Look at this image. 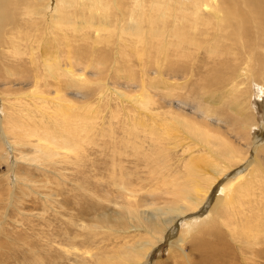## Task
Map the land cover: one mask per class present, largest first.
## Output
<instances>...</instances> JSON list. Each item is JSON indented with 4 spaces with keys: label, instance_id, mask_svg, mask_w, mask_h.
Masks as SVG:
<instances>
[{
    "label": "rangeland",
    "instance_id": "1",
    "mask_svg": "<svg viewBox=\"0 0 264 264\" xmlns=\"http://www.w3.org/2000/svg\"><path fill=\"white\" fill-rule=\"evenodd\" d=\"M11 1L13 2L7 11L12 23L3 25L4 35L2 33L0 43V264H123L120 257L127 249L138 246L137 243L144 238L150 240L146 229L155 221L162 224L161 208L167 207L174 200L164 193H167V189L172 190L171 183L179 178L184 185L192 186L194 183L190 188L193 197L201 191V208L192 209L180 219L168 223L164 232L158 233L146 248L148 250L144 252L147 257L141 259L139 264H224L225 261H229L226 264H264V236L258 234L260 241H257L260 245H253L254 248L239 242L244 241L243 237L251 240L256 229L264 232V10L233 11L229 8L228 12L221 13V17L214 18L211 13H205L204 19H198L194 16L191 18L188 13L185 15L178 0L170 5L171 10L164 7L161 9L160 13L168 14L166 18H161L157 10L151 12L148 8L152 0H142L144 11L151 18L143 16L141 9L134 7L135 0H118V4L122 2L125 8V18H109L111 34H100L87 28L80 34L68 31L72 56L75 58L73 68L77 74H83L88 79L85 85H76L70 74L59 82L55 81L44 65V54L50 57L58 52L54 37L60 36L58 29L49 31V22H44L41 18L36 19V22L26 23L28 18L25 17V10L37 7L39 2ZM47 1L52 2L50 6L53 8H47ZM44 2L45 7L41 5L38 8L43 15L54 13L52 10L56 7V1ZM218 2L216 0L214 5ZM84 3L85 0H79L82 8L75 9L74 15L70 16V19H75L72 21L76 22L77 16L91 19L90 11L84 9ZM111 11L110 13H115V10ZM243 15H248L247 23L242 21ZM84 20H79L78 24ZM136 24L139 26L136 36L121 34L122 25L137 28ZM144 26L147 32H155L154 34L164 31L170 35L168 40L172 42L158 35L154 37L158 36L156 39L160 43L152 36L151 39ZM149 27L151 30H147ZM173 27L175 32L171 31ZM71 28L74 29V26L71 25ZM64 30L66 29L61 34L65 33ZM52 32L54 33L51 35ZM176 32L180 38L175 35ZM141 35L145 37L142 38ZM105 38L111 40L112 46L105 41L103 43ZM60 39H63L62 35ZM182 39L186 41L181 45ZM149 40L156 43V48L159 44V50L155 51L154 44ZM13 43L20 52L27 51L26 56L15 55L14 49L7 53V50L12 49ZM60 49L64 52L67 48L63 46ZM69 64L70 60L63 58L62 69L69 67ZM56 88H60V92L72 103L67 105L55 99ZM147 96L150 100H146ZM141 100L144 105L149 103L148 108L155 113L153 117L144 109L138 108ZM87 104L97 107V118L92 120ZM58 110L67 114L63 115ZM134 121L137 127L133 126ZM203 130L216 135V138L208 139ZM114 132L116 134L111 135ZM52 134L57 135L59 148L49 145ZM219 137L227 145L224 143L216 148L213 146L216 149L214 159L216 160L218 152L221 153L223 156L218 157V161L225 166L227 172L220 176L215 188H211L198 177L188 174L186 161L193 157L198 164L208 162L203 161L202 153L206 152L204 146L216 145L214 142L217 140L218 143ZM39 138H42L41 142ZM65 139L70 142L68 150L64 149ZM40 143L52 149L51 157L38 151L40 149L36 146ZM199 155L203 160H200ZM161 158L166 159L168 165V173H163V177L159 169ZM136 177L138 181H135ZM124 182L134 189L139 185L136 187L137 202L122 199L124 195L119 186ZM167 183L169 185L166 186ZM193 187L197 192H193ZM239 187L244 190L240 197L237 196ZM165 201L168 202L167 205ZM149 203L158 205L153 209ZM129 205L135 212L129 211ZM235 224L238 225V240L237 236L234 239L229 233ZM245 228L253 230L247 233ZM84 247L85 251H94L100 258H89ZM102 251L106 254H102ZM252 252L255 253L254 256ZM135 257L132 255L128 258L134 260Z\"/></svg>",
    "mask_w": 264,
    "mask_h": 264
},
{
    "label": "bare ground",
    "instance_id": "2",
    "mask_svg": "<svg viewBox=\"0 0 264 264\" xmlns=\"http://www.w3.org/2000/svg\"><path fill=\"white\" fill-rule=\"evenodd\" d=\"M56 1V7H54L55 9L54 10H52L54 13H52V14H47L46 15V13H45V15H43V12H42V10H40V9H38L39 7H41V5L42 6H44V0H37V2H39V5H37V7H29V8H27L26 10H25V17H26V19L28 18V20L26 21V23H29V22H36V19H39V18H41V19H43L44 20V22H49V24H48V26H49V28H50V30L49 31H53V30H55V29H58V35L60 36V38H61V35H62V38L63 39H60V38H56V37H54V39H55V44H56V49L58 50V52H56V55H52L51 54V56L50 57H48V56H46V54H44L43 55V57H44V59H43V62H44V65L46 66V69L48 70V72H50L51 73V75H52V77L54 78V80L55 81H57V82H59L62 78H67V75L68 74H70V78L72 79V81H74V83H76V85H85V83L87 82V77H85V75H83V74H81V75H79V74H77L76 72H75V70H74V68H73V59H75L74 58V56H72V49H71V44H70V40H71V38H70V36L68 35V31H70V30H72V31H74V32H76L77 34H80V33H82L83 31H84V29L85 28H87L88 30H91V31H97V32H99L100 34H111V32H112V30H111V24H109V18H112V17H117V18H120V17H124L125 18V8H124V6H123V4H122V2H120L119 4H118V0H85L86 1V3H84V9L85 10H89L90 11V18L91 19H86L85 17L84 18H81L80 16V18H78V16H77V18H76V22L75 21H72V20H75V19H70V16L71 15H74V12H75V9H80L81 10V6H80V4H79V0H55ZM126 1V0H125ZM146 1V0H145ZM178 0H165V2H163V1H161V0H152V1H150V7H148L150 10H151V12H156V10L159 12V14H160V16H161V18L162 17H164V18H166L167 17V15L168 14H165V13H160V11H161V9L164 7V8H167L168 10H171V7H170V5H172V3H176ZM216 0H179V3H180V5H182L181 7H182V11L185 13V15H187V13L188 14H191V18H192V16H194V17H197L198 19H202L203 18V15H205V13H211V16H213L214 18H217V17H221L220 15H221V13L222 12H228L229 11V8H232V10L233 11H247V10H264V0H222V2L219 0V2L216 4V5H214V2H215ZM11 2H13V1H11V0H0V43H1V36H2V33H3V25L5 24V25H8V24H11L12 23V21H11V17H10V14L8 13V11H7V9L9 8V6L12 4ZM48 3H47V5H48V7L47 8H49V6L50 5H52V2H50V1H47ZM149 2V1H148ZM54 3V2H53ZM146 3V2H145ZM133 4H134V7L135 8H140L141 9V12H142V15L143 16H151V15H149L148 13H145V11H144V4H143V1L142 0H135V1H133ZM46 5V6H47ZM225 5H226V7H225ZM55 6V5H54ZM148 6V5H147ZM45 7V6H44ZM43 7V8H44ZM51 7V6H50ZM110 7H112L113 9H110ZM125 7H127L128 8V6H125ZM179 7V6H178ZM11 8V7H10ZM51 8H53V7H51ZM51 8H49V9H51ZM173 8V7H172ZM181 9V8H180ZM110 10H115V13L113 14V13H110ZM146 10V9H145ZM83 11V10H82ZM111 11V12H112ZM130 11H132V10H130ZM86 12V11H85ZM114 12V11H113ZM127 12V11H126ZM49 13V12H48ZM128 13V12H127ZM182 13V12H181ZM139 14V13H138ZM84 15V14H83ZM85 15H87V14H85ZM135 15V14H134ZM128 16V15H127ZM142 16V17H143ZM159 16V17H160ZM178 16V15H177ZM136 17V16H135ZM140 17V16H139ZM155 17V16H154ZM158 17V18H159ZM188 17H190V15L188 16ZM123 18V19H124ZM133 18V17H132ZM131 18V19H132ZM145 18V17H144ZM148 18V17H147ZM151 18H152V16H151ZM150 18V19H151ZM196 18V19H197ZM207 18V17H206ZM205 18V19H206ZM84 19H86V20H88V21H86V20H84ZM140 19H141V17H140ZM149 19V18H148ZM177 19V18H176ZM188 19V18H187ZM204 19V18H203ZM222 19V18H221ZM220 19V20H221ZM237 19V18H236ZM235 19V20H236ZM247 19H248V15L246 16V15H243L242 16V21L243 22H245V23H247ZM79 20H84L81 24H78V22H79ZM126 20H129L128 18L126 19ZM133 20V19H132ZM146 20V19H145ZM144 20V21H145ZM154 19H152V21H153ZM157 20V19H156ZM164 20V19H163ZM217 20V19H216ZM219 20V21H220ZM118 21V20H117ZM137 21H138V19H137ZM151 21V20H150ZM150 21H148V22H150ZM201 21H203L204 22V20H201ZM200 21V22H201ZM123 21H121V23H122ZM130 22H131V20H130ZM129 22V23H130ZM140 22V21H139ZM146 22V21H145ZM158 22V21H157ZM182 22H184V21H182ZM186 22H188V21H186ZM120 23V22H119ZM127 23H128V21H127ZM126 23V24H127ZM136 23H138V22H136ZM144 23V22H143ZM151 23V22H150ZM154 23H156L155 21H154ZM164 23V22H163ZM190 23V22H189ZM216 23V22H215ZM153 23H151V25H152ZM162 24V23H161ZM180 24V23H179ZM188 24V23H187ZM71 25L72 26H74V29L73 28H71ZM135 25V24H134ZM137 25V24H136ZM148 25V24H147ZM169 25H170V23H169ZM190 25V24H189ZM206 25V24H205ZM204 25V26H205ZM127 26V28L125 27V25L123 26L122 25V27L120 28V32H121V34H131V35H135L136 36V34H138V33H136V31L137 30H139V26L137 27V26H135V27H137V28H132L130 25V28H128V25H126ZM140 26H142V25H140ZM160 26V25H159ZM177 26V25H176ZM191 26H192V24H191ZM200 26H201V24H200ZM217 26V25H216ZM172 27V26H171ZM263 27V26H262ZM66 29V30H64L65 31V33L64 34H61V32H62V30L63 29ZM114 28V27H113ZM140 28H142V27H140ZM144 29L146 28L145 26L143 27ZM185 28V27H184ZM195 28H196V24H195ZM198 28V27H197ZM77 31H76V30ZM150 29V27L147 29V30H149ZM152 29H154L153 28V26H152ZM159 29V28H158ZM192 29V28H191ZM86 30V29H85ZM118 30V29H117ZM140 30H142V29H140ZM151 30V29H150ZM180 30V29H179ZM183 30V29H182ZM197 30V29H196ZM210 30V29H209ZM258 30V29H257ZM257 30H255V31H257ZM260 30V29H259ZM261 30H262V28H261ZM260 30V31H261ZM145 31H146V29H145ZM154 31V30H153ZM159 31V30H158ZM161 31V30H160ZM166 31V30H165ZM170 31V30H169ZM171 31H174L175 32V28L173 27L172 28V30ZM185 31V30H184ZM187 31V30H186ZM11 32H12V30H11ZM93 32V33H94ZM133 32H134V34H133ZM179 32V31H178ZM188 32H190L189 30H188ZM258 32V31H257ZM13 33V32H12ZM54 32H52V33H50L51 35L53 34ZM141 33V32H140ZM143 33V32H142ZM155 33V32H154ZM153 32H151V31H146V34H148V35H150V37L152 36L153 38H155L154 36L155 35H158V36H160V37H162L164 40H168L169 39V37H170V35H168L167 33H164V31H162V32H158L157 34H154ZM169 33V32H168ZM185 33H187V32H185ZM192 33V32H191ZM256 33V32H255ZM14 34V33H13ZM12 34V35H13ZM17 34H20L19 32L17 33ZM144 34H145V32H144ZM3 35H4V33H3ZM12 35H10L11 37H12ZM21 35H22V33H21ZM175 35L177 36V37H181L177 32L175 33ZM183 35H185V34H183ZM182 35V36H183ZM14 36V35H13ZM57 36V35H56ZM99 36V35H98ZM122 37H123V35H121ZM144 36V35H143ZM143 36L141 35V37L143 38ZM157 36V37H158ZM174 36V35H173ZM191 36H193V35H191ZM237 36V35H236ZM251 36V35H250ZM257 36V35H256ZM255 36V37H256ZM10 37V38H11ZM96 37H97V35H96ZM138 37V36H137ZM145 37V36H144ZM152 37H151V39H152ZM156 37V38H157ZM160 37L158 38V39H160ZM189 37V36H188ZM249 37V36H248ZM253 37V36H252ZM7 38H9L8 36H7ZM84 38V37H83ZM112 38V37H111ZM110 38V39H111ZM121 38V37H120ZM133 38V37H132ZM147 38H149V37H147ZM154 39V40H157V39ZM187 38V37H186ZM204 38V37H203ZM241 38H244V37H241ZM13 39H15V37H13ZM101 39V38H100ZM125 39H127V37L125 38ZM129 39V38H128ZM175 39V38H174ZM174 39H172V40H174ZM188 39V38H187ZM193 39V38H192ZM240 39V38H239ZM246 39H248L249 40V38H246ZM7 40V39H6ZM16 40V39H15ZM61 40V41H60ZM87 40V39H86ZM89 40H90V37H89ZM122 40H123V38H122ZM134 40V39H133ZM146 41H147V39H145ZM160 40H162V39H160ZM251 40H252V38H251ZM259 40H261V39H259ZM68 41V42H67ZM75 41V40H74ZM104 41H105V43L107 42L108 44H109V46L111 45L112 46V44H111V40H109V39H104L103 40V43H104ZM138 41V40H137ZM137 41H134V42H137ZM158 41V40H157ZM171 41V40H170ZM169 40H168V42H170ZM175 41H177V40H175ZM184 41H186V40H184ZM184 41H183V39L182 40H180V43H181V45L184 43ZM190 41H191V39H190ZM12 42V41H11ZM14 42V41H13ZM66 42H67V44H66ZM95 42V41H94ZM118 42V41H117ZM124 42V41H123ZM122 42V43H123ZM133 42V43H134ZM148 42H150V40L148 41ZM152 42V41H151ZM150 42V43H151ZM159 42V41H158ZM161 42V41H160ZM159 42V43H160ZM162 42H163V40H162ZM165 42V41H164ZM163 42V43H164ZM172 42V41H171ZM174 42V41H173ZM4 43H6V42H4ZM3 43V44H4ZM9 43V42H8ZM114 43V42H113ZM119 43V42H118ZM125 43V42H124ZM123 43V44H124ZM129 43V41L127 42V44ZM133 43H132V45H133ZM140 43V42H139ZM142 43H143V41H142ZM153 43V42H152ZM166 43V42H165ZM178 43V42H177ZM190 43V42H189ZM192 43V42H191ZM198 43V42H197ZM214 43V42H213ZM246 43V42H245ZM251 43V45H253L252 44V41L250 42ZM257 43H259V42H257ZM256 43V44H257ZM12 44V43H11ZM66 44V45H65ZM135 44V43H134ZM137 44V43H136ZM141 44V43H140ZM140 44H138V45H140ZM154 44V46H155V44L156 43H153ZM158 44V43H157ZM176 44V43H175ZM188 44V43H187ZM195 43H194V41H193V43H192V45H194ZM255 44V43H254ZM1 45V44H0ZM10 45V44H9ZM16 44L15 43H13V45H12V49H9V50H7V53H11L12 52V50L14 49V53H15V55H17V54H21L22 56H26V53H27V51L26 52H20V50H19V48H17L16 46H15ZM114 45V44H113ZM118 45V44H117ZM116 45V46H117ZM120 45V44H119ZM143 45H145V44H143ZM142 45V46H143ZM159 45V44H158ZM158 45H157V48H156V46H155V48H156V50L155 51H157V49L159 50V48H158ZM172 45H173V43H172ZM189 45V44H188ZM197 45V44H196ZM212 45V44H211ZM243 45V44H242ZM245 45V44H244ZM249 45V44H248ZM5 46V45H4ZM8 45H6L5 47H7ZM63 46L64 47H66L67 49H66V51H64V52H62V50L63 49H60V48H63ZM128 46V45H127ZM137 46V45H136ZM149 46V45H148ZM161 46V45H160ZM255 46V45H254ZM257 46V45H256ZM55 47V46H54ZM138 47V46H137ZM145 47V46H144ZM163 47V46H162ZM193 47V46H192ZM197 47V46H196ZM201 47V46H200ZM252 47V46H251ZM8 48H10L9 46H8ZM127 48V47H126ZM129 48H130V46H129ZM135 48V47H134ZM133 48V49H134ZM154 48V49H155ZM161 48V47H160ZM164 48V47H163ZM167 48V47H166ZM171 48H173V47H171ZM197 48H199V45H198V47ZM113 49H115L114 47H113ZM119 49V48H118ZM125 48L123 47V50H124ZM140 50H141V48H139ZM143 49V48H142ZM148 49H150V48H148ZM153 48L151 47V50H152ZM170 49V48H169ZM195 49V48H194ZM190 50V49H189ZM192 50V49H191ZM198 50V49H197ZM120 51H122L121 49H120ZM131 51H133V50H131ZM144 51V50H143ZM53 52V51H52ZM105 52V51H104ZM144 52H146V51H144ZM143 52V53H144ZM161 52L162 51H160V54H161ZM235 52V51H234ZM58 53V54H57ZM137 53V52H136ZM146 53H148V51L146 52ZM151 53H153V51H151ZM155 53H157V52H155ZM170 53V52H169ZM105 54V53H104ZM119 54V53H118ZM135 54V53H134ZM140 54V53H139ZM138 54V55H139ZM137 55V56H138ZM223 55V54H222ZM31 56V55H30ZM140 56H141V54H140ZM150 56V55H149ZM165 56H166V54H165ZM164 56V57H165ZM170 56V55H169ZM169 56H168V58H169ZM29 57V56H28ZM34 57V56H33ZM119 57V56H118ZM152 57V56H151ZM150 57V58H151ZM154 57V56H153ZM152 57V58H153ZM63 58H66V59H69L70 60V66L69 67H67L66 69H62V63H63ZM139 58V57H138ZM167 58V57H166ZM102 59H104V58H102ZM102 59H101V62H102ZM144 59V58H143ZM147 59V58H146ZM105 60V59H104ZM139 60H141V59H139ZM149 60H151V59H149ZM159 60V59H158ZM166 60V59H165ZM75 61V60H74ZM152 61V60H151ZM150 61V62H151ZM162 61V60H161ZM164 61V60H163ZM100 62V63H101ZM105 62H107V61H105ZM109 62V61H108ZM107 62V63H108ZM141 62V61H140ZM149 62V63H150ZM104 63V62H103ZM144 63V62H143ZM165 63V62H164ZM99 64V63H98ZM105 64V63H104ZM145 64V63H144ZM147 64V63H146ZM163 64V63H162ZM103 65V64H102ZM142 65V64H141ZM90 66H93V65H90ZM97 66V65H96ZM107 66V65H106ZM145 66V65H144ZM163 66V65H162ZM109 67V66H108ZM143 67V66H142ZM141 67V68H142ZM103 68H104V66H103ZM106 68V67H105ZM95 69V68H94ZM100 69H102L101 67H100ZM99 69V70H100ZM104 71V70H103ZM99 74V73H98ZM104 74H106L105 73V71H104ZM106 75H108V74H106ZM109 76V75H108ZM103 77V76H102ZM144 77V76H143ZM43 80V79H42ZM37 84H35L36 86L38 85V82H36ZM101 83V82H100ZM105 84V83H104ZM103 83H102V85H104ZM106 86V85H105ZM169 87V86H168ZM95 88V87H94ZM167 88V87H166ZM181 88V87H180ZM184 88V87H183ZM264 88V87H263ZM263 88H262V90H263ZM107 90V89H106ZM167 90H168V88H167ZM181 90V89H180ZM56 96H54V98L55 99H57L58 101L60 100L61 102H64V103H67V105H68V103H72V101L71 100H67L66 98H65V96L60 92V88H59V90L56 88ZM117 92L119 91V90H116ZM122 92H124V91H122ZM169 92V91H168ZM101 93V92H100ZM108 92H105V94H107ZM112 93V92H111ZM125 93V92H124ZM123 93V94H124ZM144 93H146V92H144ZM150 93V92H149ZM264 93V92H263ZM104 94V95H105ZM118 94V93H117ZM127 94V93H126ZM113 95V94H112ZM130 95V94H129ZM137 95V94H136ZM102 96V95H101ZM105 96H107V95H105ZM122 96V95H121ZM127 96V95H126ZM132 96V95H131ZM130 96V97H131ZM135 96V95H134ZM33 97V96H32ZM34 97H35V95H34ZM33 97V98H34ZM104 97V96H103ZM113 97V96H112ZM128 97V96H127ZM258 97V96H257ZM116 98V97H115ZM146 98V100H150L149 99V97L147 96V97H145ZM260 98V97H259ZM258 98V99H259ZM45 99V98H44ZM106 99V98H105ZM138 99H140V98H138ZM155 99V98H154ZM263 99V98H262ZM31 100V99H30ZM107 100V99H106ZM119 100V99H118ZM133 100V99H132ZM136 100V99H135ZM125 101V100H124ZM142 102H140V104L138 105V108L139 109H144L148 114H150V116L151 117H153L154 116V114L155 113H153L149 108H148V104H146L145 103V105L143 104V100H141ZM99 102H100V99H99ZM137 102V101H136ZM146 102V101H145ZM89 103V102H88ZM138 103H139V101H138ZM32 104V103H31ZM98 104V103H97ZM129 104V103H128ZM51 105V104H50ZM66 105V106H67ZM103 105V104H102ZM18 106V105H17ZM37 106V105H36ZM42 106H44V105H42ZM156 106V105H155ZM46 107V106H45ZM65 107V106H64ZM85 107V106H84ZM87 107H88V110L90 111V113L92 114V120L93 119H95V118H97L98 117V113L97 112H99V111H97L96 112V109H97V107H94V105H91V104H87ZM131 107H132V105H131ZM69 108V107H68ZM66 109V108H65ZM74 109V108H73ZM38 110H39V108H38ZM55 110V109H54ZM99 110H101V109H99ZM157 110V109H156ZM36 111V110H35ZM61 114H63V115H66V114H64L63 113V111H60V110H58ZM65 111V110H64ZM68 111V110H67ZM85 111V110H84ZM87 111V110H86ZM52 112V111H51ZM155 112V111H154ZM159 112V111H158ZM55 113H57V111L55 112ZM54 112H53V114H55ZM71 113V112H70ZM134 113V112H133ZM33 114V113H32ZM72 114H73V111H72ZM75 114V113H74ZM82 114H83V112H82ZM111 114H114V113H111ZM159 114V113H158ZM162 114V113H161ZM52 115V114H51ZM85 115V114H84ZM115 115H116V113H115ZM118 115V114H117ZM157 115V114H156ZM160 115V114H159ZM166 115V114H165ZM175 115V114H174ZM53 116V115H52ZM88 116V115H87ZM119 116V115H118ZM139 116V115H138ZM147 116V115H146ZM158 116V115H157ZM101 117V116H100ZM115 117V116H114ZM113 117V118H114ZM133 117V116H132ZM136 117V116H135ZM160 117V116H159ZM159 117H157V118H159ZM88 118V117H87ZM111 118V117H110ZM120 118H121V116H120ZM119 118V119H120ZM42 119V118H41ZM142 119V118H141ZM144 119V118H143ZM156 119V118H155ZM171 119V118H170ZM85 120V119H84ZM91 120V119H90ZM97 120V119H96ZM122 120V119H121ZM120 120V121H121ZM127 120H128V117H127ZM126 120V121H127ZM148 120H149V118H148ZM158 120H160V119H158ZM80 121V120H79ZM82 121V120H81ZM86 121V120H85ZM174 121V120H173ZM176 121V120H175ZM174 121V122H175ZM43 122V121H42ZM75 122H76V120H75ZM101 122H102V120H101ZM131 122V121H130ZM149 122V121H148ZM166 122V121H165ZM178 122H179V120H178ZM180 122H181V119H180ZM11 123V122H10ZM13 123V122H12ZM15 123V122H14ZM32 123V122H31ZM58 123V122H57ZM77 123V122H76ZM92 123V122H91ZM103 123V122H102ZM121 123V122H120ZM125 123V122H124ZM128 123V122H127ZM146 123V122H145ZM155 123V122H154ZM167 123H172V122H167ZM166 123V124H167ZM184 123V122H183ZM112 124V123H111ZM110 124V125H111ZM133 126L134 127H137V123L134 121L133 123ZM142 124H144V123H142ZM148 124V123H147ZM161 124V123H160ZM180 124V123H179ZM186 124V123H185ZM18 125V124H17ZM41 125V124H40ZM58 125V124H57ZM96 125V124H95ZM99 125V124H98ZM104 125H106V124H104ZM113 125V124H112ZM125 125V124H124ZM162 125H164V124H162ZM169 125V124H168ZM197 124H195V126H196ZM8 126V125H7ZM68 126V125H67ZM70 126V125H69ZM89 126V125H88ZM127 126V125H126ZM147 126V125H146ZM145 126V127H146ZM175 126V125H174ZM184 127L183 128H186L185 126L186 125H183ZM198 126V128H200L199 127V125H197ZM13 127V126H12ZM16 127V126H15ZM85 127H87V125L85 126ZM96 127V126H95ZM102 127V126H101ZM119 127V125L117 126V128ZM144 127V128H145ZM193 127V126H192ZM191 127V128H192ZM18 128V127H17ZM92 128H93V126H92ZM104 128V127H103ZM107 128V127H106ZM105 128V129H106ZM113 128V127H112ZM121 128V127H120ZM123 128V127H122ZM132 128V127H131ZM168 128H169V130H170V126H168ZM167 128V129H168ZM173 128V127H172ZM203 128V127H202ZM201 128V129H202ZM15 129V128H14ZM58 129V128H57ZM98 129V128H97ZM111 129V128H110ZM119 129V128H118ZM117 129V130H118ZM136 129V128H135ZM147 129H149V128H147ZM157 129V128H156ZM161 129V128H160ZM159 129V130H160ZM164 129H165V127H164ZM175 129V128H174ZM194 129V128H193ZM196 129H197V127H196ZM195 129V130H196ZM200 129V130H201ZM13 130V129H12ZM33 130V129H32ZM69 130H70V128H69ZM107 130V129H106ZM127 130V129H126ZM134 130V129H133ZM158 130V131H159ZM189 130V129H188ZM187 130V131H188ZM31 131V130H30ZM64 131V130H63ZM67 131V130H66ZM113 131V130H112ZM111 131V132H112ZM128 131V130H127ZM137 131H139V130H137ZM141 131V130H140ZM156 131V130H155ZM163 131V130H162ZM168 131V130H167ZM203 131H206V136H207V138L208 139H210V138H216L215 136H213L211 133H208V131L207 130H203ZM23 132V131H22ZM79 132H81L80 131V128H79ZM92 132V131H91ZM99 132V131H98ZM120 132V131H119ZM123 132V131H122ZM130 132V131H129ZM40 133V132H39ZM38 133V134H39ZM100 133H101V131H100ZM117 133H118V131H117ZM131 133V132H130ZM136 133V132H135ZM159 133V132H158ZM162 133V132H161ZM193 133H195V132H193ZM28 134V133H27ZM42 134V133H41ZM60 134V133H59ZM86 134V133H85ZM99 134V133H98ZM109 134V133H108ZM112 134H116L115 132L114 133H111V135ZM134 134V133H133ZM138 134V133H137ZM21 135V134H20ZM24 135V134H23ZM22 135V136H23ZM34 135H35V133H34ZM78 135V134H77ZM83 135V134H82ZM94 135V134H93ZM102 135V134H101ZM149 135V134H148ZM157 135H159V134H157ZM45 136V135H44ZM68 136V135H67ZM84 136V135H83ZM103 136V135H102ZM117 137H119L118 135H116ZM138 136V135H137ZM144 136V135H143ZM150 136V135H149ZM152 137H153V135H151ZM150 136V137H151ZM162 136V135H161ZM4 137V136H3ZM8 137V136H7ZM46 137V136H45ZM60 137V136H59ZM89 137V136H88ZM131 137V136H130ZM173 137V136H172ZM198 137V136H197ZM196 137V138H197ZM63 138H64V135H63ZM84 138V137H83ZM99 138V137H98ZM103 138V137H102ZM101 138V139H102ZM105 138V137H104ZM122 138V137H121ZM199 138V137H198ZM12 139H14V138H12ZM38 139V138H37ZM36 139V140H37ZM48 139H49V137H48ZM50 139H51V143L49 144V145H53V146H55V148L57 147V148H59V146H58V139H57V135H51L50 136ZM61 139H62V137H61ZM69 139V138H68ZM73 139V138H72ZM87 139V138H86ZM90 139V138H89ZM91 139H92V135H91ZM97 139V138H96ZM126 139H127V137H126ZM154 139V138H153ZM201 139V138H200ZM112 140H113V138H112ZM176 140V139H175ZM174 140V141H175ZM220 140H222V138L221 137H219V141H218V143L219 142H221V144H218L217 143V140H215L216 142H214V143H216V145L215 144H212V146H204L205 147V149L204 150H206V152L204 153H202L203 154V156H204V160H203V157L201 158V156H200V160H203V161H205L206 162V160L208 161V162H206V163H201V164H198V162L197 161H195V158H193V157H191V159L189 160L188 159V161H186L187 162V164H186V170H187V172H188V174L189 175H194L196 178L198 177L201 181H203V182H205V184H207V186L208 187H214L215 186V183H217V181L219 180V178H220V176L222 175V174H224L225 173V171H226V168H225V166H223V165H221V162L220 161H218L219 159H218V157H221V156H223L221 153H217V157H216V160L214 159V154L216 153V146L217 145H221L222 146V144H224L225 143V141H224V143H223V141H220ZM6 141V140H5ZM39 141L41 142L42 141V138H39ZM60 141V140H59ZM79 141V140H78ZM115 141V140H114ZM118 141V140H117ZM131 141V140H130ZM132 141H134V140H132ZM91 142V141H90ZM113 142V141H112ZM119 142V141H118ZM124 142V140L122 141V143ZM156 142V141H155ZM158 142V141H157ZM168 142H170V141H168ZM206 142V141H205ZM209 143H211L210 141H208ZM207 142V143H208ZM17 143V142H16ZM65 143H66V146H65V148L64 149H66V150H68L69 149V141L67 140V139H65ZM77 144H78V142H76ZM114 143V142H113ZM160 143H161V141H160ZM177 143V142H176ZM180 143L181 142H179V145H180ZM206 143V144H207ZM82 144H84L83 142H82ZM145 144V143H144ZM186 144V143H185ZM204 144V143H203ZM114 146H115V144H113ZM134 145V144H133ZM162 145V144H161ZM160 145V146H161ZM169 145H170V143H169ZM171 145H173V144H171ZM202 145V144H201ZM225 145H227V143H225ZM230 145V144H229ZM228 145V146H229ZM118 146V145H117ZM129 146V145H128ZM174 146V145H173ZM176 147H178L177 145H175ZM181 146V145H180ZM186 146H187V144H186ZM200 146V145H199ZM213 146L215 147V148H213ZM232 147H233V145H231ZM19 147V146H18ZM37 148H39L40 150H38V151H41V152H43L47 157H51V155L53 154V151H51L52 149H50V147H48V146H46V144L43 146V143H40V144H38L37 146H36ZM85 147H88V146H85ZM108 147V146H107ZM120 147V146H119ZM125 147V146H124ZM127 147V146H126ZM224 147H226V146H224ZM32 148V147H31ZM36 148V149H37ZM52 148V147H51ZM128 148V147H127ZM173 148H175V147H173ZM173 148H171V149H173ZM200 148V147H199ZM223 148V147H222ZM82 149V148H81ZM87 149V148H86ZM116 149V148H115ZM155 149V148H154ZM170 149V148H169ZM177 149V148H176ZM183 149V148H182ZM202 149V148H201ZM54 150V149H53ZM85 150V149H84ZM188 150H189V148H188ZM200 150V149H199ZM232 150H234V149H232ZM81 151V150H80ZM131 151V150H130ZM145 151V150H144ZM202 151V150H201ZM36 152H37V150H36ZM86 152V151H85ZM119 152V151H118ZM133 152V151H132ZM189 152H190V150H189ZM200 152V151H199ZM39 153V152H38ZM38 153H36L37 155H38ZM59 153H60V151H59ZM80 153V152H79ZM89 153V152H88ZM142 153V152H141ZM150 153V152H149ZM194 153V152H193ZM196 153V152H195ZM58 154V153H57ZM69 154V153H68ZM81 154H82V152H81ZM83 154H84V152H83ZM197 154V153H196ZM200 154V153H199ZM201 154V155H202ZM37 155H35V156H37ZM56 155V154H55ZM76 155H77V153H76ZM85 155V154H84ZM137 155V154H136ZM135 155V156H136ZM72 156V155H71ZM113 156H114V154H113ZM145 156V155H144ZM166 156V155H165ZM192 156V155H191ZM195 156V155H194ZM79 157V156H78ZM78 157H77V159H78ZM112 157V156H111ZM137 157V156H136ZM135 157V158H136ZM139 157V156H138ZM141 157V156H140ZM153 157V156H152ZM24 158H26V157H23V159ZM40 158V157H39ZM142 158V157H141ZM155 158V157H154ZM37 159V158H36ZM41 159V158H40ZM112 159V158H111ZM118 159H119V157H118ZM134 159V158H133ZM133 159H131V160H133ZM169 159H170V157H169ZM198 159V158H197ZM196 159V160H197ZM26 160V159H25ZM37 160H39V159H37ZM72 160V159H71ZM75 160V159H74ZM137 160V159H136ZM27 161V160H26ZM52 161H54V160H52ZM62 161H64V160H62ZM67 161H69V160H67ZM77 161H79V160H77ZM40 162V161H39ZM113 162V161H112ZM185 161H183V163H184ZM61 163V162H60ZM68 163H70V162H68ZM72 163H73V161H72ZM134 163V162H133ZM224 164V163H223ZM75 165V164H74ZM116 165H117V163H116ZM134 165V164H133ZM115 166V165H114ZM139 166V165H138ZM145 167V166H144ZM158 167V166H157ZM116 168H118V167H116ZM209 168H210V172H209ZM136 169V168H135ZM143 169V168H142ZM159 169L161 170V175H162V177L164 176V174L163 173H168V165H167V162H166V159H163V158H161L160 159V161H159ZM144 170V169H143ZM228 170V169H227ZM231 170V169H230ZM141 171V170H140ZM149 171V170H148ZM120 172V171H119ZM138 172V171H137ZM175 172V171H174ZM185 172V171H184ZM227 172V171H226ZM113 173V172H112ZM126 173V172H125ZM148 173V172H147ZM178 173V172H177ZM257 173V172H256ZM124 174V173H123ZM128 174V173H127ZM137 174V173H136ZM141 174H142V172H141ZM176 174V173H175ZM112 175V174H111ZM110 175V176H111ZM114 175H116V174H114ZM113 175V176H114ZM138 175V174H137ZM147 175V174H146ZM160 175V176H161ZM186 175V174H185ZM241 175V174H240ZM124 176H126V174L124 175ZM139 176H140V174H139ZM152 176V175H151ZM159 176V177H160ZM179 176V175H178ZM120 177V176H119ZM119 177H116V178H119ZM128 177V176H127ZM147 177V176H146ZM145 177V178H146ZM154 177V176H153ZM156 177V176H155ZM158 177V178H159ZM181 177H182V175H181ZM107 178V177H106ZM145 178L143 179V180H145ZM185 178H186V176H185ZM189 178H190V176H189ZM102 179V178H101ZM111 179H114V178H111ZM110 179V180H111ZM132 179V178H131ZM135 179V178H134ZM180 179L181 178H179L178 179V181H173L174 183H171V185H172V187H173V189L172 190H170V189H167L166 191H167V193H164L165 195L167 194V195H169V196H171V197H173L174 198V200H172V201H170L169 202V205L166 207H164V208H161V211H160V213H162L161 214V220H160V222L162 223V224H159V222L157 223L156 221H155V223H153V224H151L150 226V228L148 227L147 228V226L146 227H144V228H147L146 230L148 231V236L150 235V240H147V239H145L144 238V240H142V241H140V243H137L138 244V246H133V247H130L129 249H127L126 250V255L124 256H121L120 258V261H122L123 262V264H139V262H141L140 260L141 259H143V258H145V257H147L146 255L147 254H145V250H148V249H146L150 244H151V241L157 236V234L159 233V234H161L162 233V231L164 232V230H165V227L167 228L168 227V223H172L174 220H178V219H180L184 214H186L187 212H189L190 210H192V209H198V207H200L201 206V202H202V199L203 198H201V191L200 192H197V190H195L194 189V187H193V192H197V195H196V197H193L192 196V194H191V191L192 190H190V188L193 186V184H192V186H188V185H184L185 183H183V182H180ZM182 179H183V177H182ZM257 179H258V177H257ZM263 179V178H262ZM106 180V179H105ZM142 180V181H143ZM159 180V179H158ZM169 180H172V179H169ZM188 180V179H187ZM238 180H240V179H238ZM260 180V179H259ZM103 181V180H102ZM113 181V180H112ZM135 181H138L137 180V177H136V180ZM141 181V180H140ZM161 181V180H160ZM184 181V180H183ZM109 182H111V181H109ZM128 182H130V181H128ZM146 182V181H145ZM150 182V181H149ZM167 182V181H166ZM190 182V181H189ZM199 182V181H198ZM197 182V184L199 185V183ZM103 183H105L104 181H103ZM114 183V182H113ZM112 183V184H113ZM116 183V182H115ZM138 183V182H137ZM141 183V182H140ZM144 183V182H143ZM258 183V182H257ZM110 184V183H109ZM111 184V185H112ZM121 184V183H120ZM162 184H164V183H162ZM203 185H204V183H202ZM202 184H200L201 186L200 187H202ZM231 184V183H230ZM52 185V184H51ZM138 185V184H137ZM167 185H169V183H167L166 184V186ZM191 185V184H190ZM53 186V185H52ZM139 186V185H138ZM138 186H136V187H138ZM144 186V185H143ZM205 186V185H204ZM203 186V187H204ZM227 186H229V185H227ZM226 186V187H227ZM241 186V185H240ZM264 186V185H263ZM120 191H122L123 192V195H124V198L122 197V193H121V197H122V199H125L126 198V200H129L130 202H137L138 201V194H137V190H138V188H136L135 187V189L134 188H132V187H130V185H127V183H125L124 182V184L122 183L120 186ZM164 187V186H163ZM169 187V186H168ZM113 188V187H112ZM141 188H143V189H145L144 187H141ZM158 188V187H157ZM167 188V187H166ZM199 188V187H198ZM215 188V187H214ZM231 188V187H230ZM258 188V187H257ZM114 189V188H113ZM157 190V189H156ZM169 190V191H168ZM199 190V189H198ZM229 190H231V189H229ZM148 191V190H147ZM150 191V190H149ZM140 192V191H139ZM156 192H158V191H156ZM209 192H211V191H209ZM232 192V191H231ZM246 192H248V191H246ZM53 193V192H52ZM150 193V192H149ZM151 193H152V191H151ZM244 193V190L242 189V187H239L238 188V192H237V196L238 197H240V196H243L242 194ZM118 194V193H117ZM208 194V193H207ZM246 194V193H245ZM158 195H160V192L158 193ZM164 195V196H165ZM229 195V194H228ZM116 196V195H115ZM151 196V195H150ZM202 196H203V194H202ZM208 196V195H207ZM207 196H205V197H207ZM227 197V196H226ZM229 197V196H228ZM165 198V197H164ZM112 199V198H111ZM115 199H117V197L115 198ZM176 199V200H175ZM206 199V198H205ZM236 199V198H235ZM117 201V200H116ZM122 201V200H121ZM168 201V200H167ZM227 201V200H226ZM237 201V200H236ZM117 202H119V201H117ZM117 202H115V204L117 203ZM260 202V201H259ZM164 203H166V205L168 204V202H164ZM163 203V204H164ZM257 203V202H256ZM150 204V208H153V209H155L156 208V205H158L157 203H156V205L154 204V203H149ZM233 204V203H232ZM231 204V205H232ZM119 205V204H118ZM117 205V206H118ZM257 205V204H256ZM124 206V205H123ZM164 206V205H163ZM225 206V205H224ZM227 206V205H226ZM128 209H129V211H133V212H135L134 210H133V208L131 207V205H129V207H127ZM201 208V207H200ZM249 208V207H248ZM203 209V208H202ZM248 210V209H247ZM251 210V209H250ZM122 211V210H121ZM235 211V210H234ZM260 212V211H259ZM188 214V213H187ZM261 214V213H260ZM190 215V214H189ZM128 216V215H127ZM107 217V216H106ZM121 217V216H120ZM251 217V216H250ZM186 218V217H185ZM205 218V217H204ZM209 218V217H208ZM207 218V219H208ZM254 218V217H253ZM107 219V218H106ZM193 219V218H192ZM203 219V218H202ZM98 220H100V219H98ZM123 220H124V218H123ZM150 220V222H153L152 221V219H149ZM196 220V219H195ZM204 220V219H203ZM263 220V219H262ZM104 221V220H103ZM130 222V221H129ZM262 222V221H261ZM260 222V223H261ZM113 223V222H112ZM136 223V222H135ZM102 224V223H101ZM100 224V225H101ZM111 224V223H110ZM119 224V223H118ZM113 225V224H112ZM117 225V224H116ZM129 225V224H128ZM145 225V224H144ZM147 225V224H146ZM191 225V224H190ZM195 225V224H194ZM106 226V225H105ZM171 226V225H170ZM169 226V227H170ZM229 226V225H228ZM233 226V225H232ZM138 227V226H137ZM191 227H192V225H191ZM247 227H249V226H247ZM189 229H190V227H188ZM187 228V229H188ZM231 228V227H230ZM236 228L238 229V225H236L235 224V226H233V228H231L230 229V231H229V233H231V235H232V237L235 239V237L237 236L236 235ZM228 229V228H227ZM246 229V232L247 233H251V231L253 230V229H250V228H245ZM109 230V229H108ZM134 230H136V229H134ZM168 231V230H167ZM135 232V231H134ZM117 233V232H116ZM139 233H142V232H140L139 231ZM144 233V232H143ZM167 233V232H166ZM240 233V232H239ZM242 234V233H241ZM262 235V237L264 236V232H261V230L259 231L258 229H256V231H255V233L253 234V238L251 239V240H249V239H244V237H243V239L242 240H244V241H239V242H241V243H243V244H245V245H247V246H249L250 248H254V246L255 245H260V243L257 241V239H258V236L259 235ZM88 235H89V233H88ZM95 235V234H94ZM143 235V234H142ZM239 235V234H238ZM144 236V235H143ZM160 236V235H159ZM158 236V237H159ZM136 237H138L137 235H136ZM241 237V236H240ZM233 239V240H234ZM236 239L238 240L239 238H238V236L236 237ZM159 240V239H158ZM161 240V239H160ZM163 240H164V238H163ZM162 240V241H163ZM259 240V239H258ZM262 240V239H261ZM135 241V240H134ZM260 241V240H259ZM263 241V240H262ZM137 242V241H136ZM154 242H156V241H154ZM238 244V243H237ZM242 244V245H243ZM82 245V244H81ZM182 245V244H181ZM254 245V246H253ZM264 247V246H263ZM88 248V247H87ZM86 248V249H87ZM113 248V247H112ZM93 249V248H92ZM109 249V248H108ZM111 249V248H110ZM84 251H85V247H84ZM84 251H82V252H84ZM90 251V250H89ZM100 251V250H99ZM120 251V250H119ZM86 253V255H88V257L90 258L91 257V259L93 258L94 260H96L97 258H98V256L95 254V253H93V252H88V251H85ZM242 252V251H241ZM253 252H255V251H253ZM252 252V253H253ZM97 254H99V252H96ZM106 254L105 252H103L102 251V254ZM120 252H119V256H120ZM254 254L255 253H253V256H254ZM81 255H84L83 253L81 254ZM132 255H135L136 257V259H134V260H131L130 258H128L129 256H132ZM258 255V254H257ZM113 256H115V255H113ZM252 256V257H253ZM85 257H87V256H85ZM103 257V256H102ZM101 257V258H102ZM111 257V256H110ZM99 258H100V256H99ZM188 258V257H187ZM84 259H86V261L88 262V260H87V258H84ZM111 259V258H110ZM116 259V258H115ZM183 259H184V257H183ZM112 260H113V258H112ZM118 260H119V258H118ZM117 260V261H118ZM98 261H99V259H98ZM111 262V261H110ZM109 262V263H110ZM219 262H221V260L219 261ZM227 262H229V261H227ZM226 261H225V263L224 264H226L227 263ZM246 262V261H245ZM98 263V262H97ZM100 263V262H99ZM222 263V262H221ZM88 264V263H87ZM114 264V263H113ZM120 264H121V262H120ZM217 264H219L218 262H217ZM258 264V263H257Z\"/></svg>",
    "mask_w": 264,
    "mask_h": 264
}]
</instances>
